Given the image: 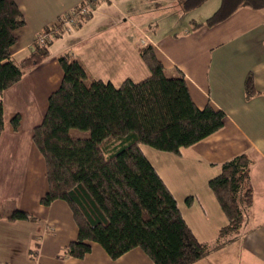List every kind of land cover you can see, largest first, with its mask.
<instances>
[{
	"label": "crops",
	"instance_id": "0c3cea01",
	"mask_svg": "<svg viewBox=\"0 0 264 264\" xmlns=\"http://www.w3.org/2000/svg\"><path fill=\"white\" fill-rule=\"evenodd\" d=\"M15 1L25 18V24L14 31L11 46L10 57L18 60L46 26L83 0ZM188 12L177 0H95L87 19L52 40L50 55L0 93L4 116L0 264H154L138 247L111 259L95 242L83 258L64 254L68 243L76 239L77 227L64 200L47 206L40 203L48 189L46 168L32 140L48 97L63 77L59 54L70 53L82 65L86 84L100 79L119 85L126 78L137 81L149 75L137 51V45L146 41L152 44L167 77L184 76L198 108L210 105L224 112L219 130L182 147L179 155L141 146L199 241L212 242L227 223L209 179L219 174L222 163L240 154L246 153L252 161L253 200L242 233L193 264H264V9L241 7L214 26L198 28H192L191 20L202 22L208 16L196 18L197 11L185 19ZM248 72L253 73L258 93L246 99ZM15 115L19 116L17 130L11 125ZM188 196L193 197L190 205L185 202ZM13 210L35 219L10 221L7 216ZM35 243L38 250L33 256Z\"/></svg>",
	"mask_w": 264,
	"mask_h": 264
},
{
	"label": "trees",
	"instance_id": "16d2710c",
	"mask_svg": "<svg viewBox=\"0 0 264 264\" xmlns=\"http://www.w3.org/2000/svg\"><path fill=\"white\" fill-rule=\"evenodd\" d=\"M204 1L177 0L184 11ZM241 7L264 9V0H220L204 21L191 20L192 28L214 26ZM24 24L16 1L0 0V93L42 63L50 55L52 40L64 31L59 18L43 29V40L36 38L29 51L15 60L10 57L14 31ZM137 51L149 75L137 81L126 78L119 85L100 79L86 84V72L72 54L58 55L63 77L49 95L42 122L32 134L46 168L48 189L40 203L47 206L61 199L70 208L77 236L64 249L68 257L83 258L95 242L111 259L138 247L154 264H193L242 233L253 200L252 161L246 153L240 154L222 163L219 174L209 179L227 223L212 242L199 241L141 146L179 155L182 147L219 130L224 112L210 105L198 108L184 76L167 77L150 42L138 44ZM257 93L253 73L248 72L245 98ZM11 125L18 129V115ZM3 128L0 101V134ZM72 129L88 135L74 136ZM192 201L191 196L185 200L188 205ZM7 219L31 221L35 217L13 210ZM37 250L35 243L33 256Z\"/></svg>",
	"mask_w": 264,
	"mask_h": 264
},
{
	"label": "built area",
	"instance_id": "2783aa9c",
	"mask_svg": "<svg viewBox=\"0 0 264 264\" xmlns=\"http://www.w3.org/2000/svg\"><path fill=\"white\" fill-rule=\"evenodd\" d=\"M95 0H83V4L79 9L73 8L68 13L62 16L63 28L65 31H71L74 28L76 22L81 19H87L90 15V11L92 8V3ZM44 35L42 32L37 36L38 40H43Z\"/></svg>",
	"mask_w": 264,
	"mask_h": 264
},
{
	"label": "rangeland",
	"instance_id": "374dc122",
	"mask_svg": "<svg viewBox=\"0 0 264 264\" xmlns=\"http://www.w3.org/2000/svg\"><path fill=\"white\" fill-rule=\"evenodd\" d=\"M217 3H218V0H209L206 4H204L202 7L199 8L200 10H194L193 12H192V10H190L188 13H186L185 14V19L187 17H189L190 15H192L191 13H196L197 11H199V12H197V13H199V15L196 18H200L201 19V18H204L206 16H209L210 14L213 13V10L215 8H217ZM178 19H180V18H178ZM74 49L76 50L77 49V46ZM77 50L79 51V48ZM142 78H144V77H142ZM71 132H72V134L74 136H81V137H83V136H87L88 135L87 132L79 131V130H76V129H72Z\"/></svg>",
	"mask_w": 264,
	"mask_h": 264
}]
</instances>
